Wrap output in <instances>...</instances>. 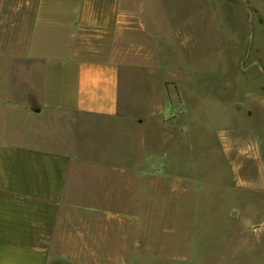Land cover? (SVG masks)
Here are the masks:
<instances>
[{
	"label": "crops",
	"instance_id": "1",
	"mask_svg": "<svg viewBox=\"0 0 264 264\" xmlns=\"http://www.w3.org/2000/svg\"><path fill=\"white\" fill-rule=\"evenodd\" d=\"M125 6L0 0V264L177 259L144 220L159 166L143 119L121 108Z\"/></svg>",
	"mask_w": 264,
	"mask_h": 264
},
{
	"label": "rangeland",
	"instance_id": "2",
	"mask_svg": "<svg viewBox=\"0 0 264 264\" xmlns=\"http://www.w3.org/2000/svg\"><path fill=\"white\" fill-rule=\"evenodd\" d=\"M125 8L121 108L143 119L138 140L159 166L144 220L159 224L158 252L177 258L152 263L264 264V0Z\"/></svg>",
	"mask_w": 264,
	"mask_h": 264
}]
</instances>
